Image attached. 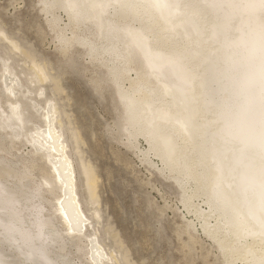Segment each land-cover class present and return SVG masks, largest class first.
<instances>
[{
    "label": "bare ground",
    "instance_id": "bare-ground-1",
    "mask_svg": "<svg viewBox=\"0 0 264 264\" xmlns=\"http://www.w3.org/2000/svg\"><path fill=\"white\" fill-rule=\"evenodd\" d=\"M38 3L61 57L77 43L86 49L85 62L106 69L121 100L115 124L127 133L123 144L180 188L179 204L190 216L181 214L178 239L185 233L196 243V221L223 264H264L260 192L247 184L264 183V134L256 135L264 112L240 111L264 108V0ZM17 40L0 27V264L84 263L73 250L85 264H138L128 259L110 222L102 229L115 247L100 239L105 217L98 177L84 157L78 127L53 97L63 91L59 76ZM17 56L30 64L20 71L23 82L10 62ZM103 80L96 75L98 86ZM45 82H51L49 96ZM139 138L146 141L143 150L136 148ZM12 148L25 154L18 165L4 155ZM163 202L169 206L167 198Z\"/></svg>",
    "mask_w": 264,
    "mask_h": 264
},
{
    "label": "rangeland",
    "instance_id": "rangeland-1",
    "mask_svg": "<svg viewBox=\"0 0 264 264\" xmlns=\"http://www.w3.org/2000/svg\"><path fill=\"white\" fill-rule=\"evenodd\" d=\"M43 14L45 13L42 12L38 0H0V27L12 38L18 39L21 46L33 50L39 61L49 63L48 71L59 76L63 91L54 94L53 97L58 106L69 115L74 126L78 127L83 141L81 148H83L84 157L94 165L98 177L100 208L105 217L99 225V237L102 235L100 239L108 245L107 247L114 246L112 238L107 237L102 229L107 222H110L114 230L119 232L123 248L128 250V259L131 261L132 258L138 264H186L187 262L189 264L190 262L223 264L216 245L204 235L196 221L197 232H195V226L191 232L198 239L197 242L191 243L185 233L180 235L182 240L178 239L176 231L183 230L185 218L190 216L179 204L180 188L165 174L146 162H141L143 156H139L140 153L137 154V150L134 148L131 150L124 145L125 143L123 144L127 133L121 127L117 128L115 124V122H121L119 118L123 114L121 100L110 82L106 69L95 67L96 65L89 61L85 62L86 59L83 60V56L86 54V49L77 43L70 48L68 58L61 57L54 44L55 32L48 25L47 16L44 18ZM57 15L63 19L67 18L63 12ZM3 50L0 45L1 54ZM10 62L23 82L24 78L20 71L30 65L28 60L23 65L17 56ZM96 75L104 79L101 86L96 84ZM46 83L43 84L44 95L49 96L51 82L47 85ZM40 102V104L43 103V101ZM22 107L26 113H29L31 108L28 105L23 103ZM62 119L67 127L65 116ZM34 120H39V117ZM65 135H68V131ZM145 142L139 138L136 148L143 150L147 146ZM69 147L71 148L70 144ZM21 148L25 150V144ZM27 148H29L28 144ZM11 150V155H4L14 164L21 155H25L23 150L19 152L15 148ZM74 156L72 154L75 169H77L76 181L79 183L78 175L80 174L77 159ZM155 162L159 165V161L155 160ZM19 163L17 162L16 165ZM35 175L39 176V172L35 171ZM165 198L169 202L168 207H164ZM159 208L163 209L161 213ZM177 208L181 209L177 210ZM182 241H188L189 245L182 246ZM120 250L122 249L118 250V257L121 256ZM72 254L84 262L81 264H85L81 254L75 250Z\"/></svg>",
    "mask_w": 264,
    "mask_h": 264
},
{
    "label": "water",
    "instance_id": "water-1",
    "mask_svg": "<svg viewBox=\"0 0 264 264\" xmlns=\"http://www.w3.org/2000/svg\"><path fill=\"white\" fill-rule=\"evenodd\" d=\"M241 112H264V108L259 106V105H247L244 108H240ZM239 132L242 133V130L240 128ZM259 133H261V135L264 134V127L260 126V129L256 131V135H258ZM242 143H243V147L246 148V150H250V147L248 149L247 144L249 143L248 139H244L243 137H241ZM241 158L246 159V152L243 151L242 155H240ZM245 165V164H244ZM246 167V166H245ZM247 184H254L257 187V190L260 192L259 197H260V202L257 204V210L259 212H261V214H259V218L264 221V215L262 214L264 211V199H263V193H264V183L263 184H258V183H247ZM255 188H251V192L254 191Z\"/></svg>",
    "mask_w": 264,
    "mask_h": 264
},
{
    "label": "snow or ice",
    "instance_id": "snow-or-ice-1",
    "mask_svg": "<svg viewBox=\"0 0 264 264\" xmlns=\"http://www.w3.org/2000/svg\"><path fill=\"white\" fill-rule=\"evenodd\" d=\"M156 6H157V7H160V6L168 7V5H160V4H156ZM175 7H177V8H178V7H179V5L177 4V5H175Z\"/></svg>",
    "mask_w": 264,
    "mask_h": 264
}]
</instances>
